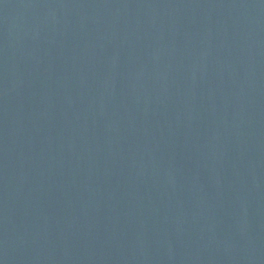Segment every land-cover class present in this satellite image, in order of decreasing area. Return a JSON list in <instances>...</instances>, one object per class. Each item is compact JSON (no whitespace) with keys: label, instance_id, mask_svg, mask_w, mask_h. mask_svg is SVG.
<instances>
[{"label":"water","instance_id":"1","mask_svg":"<svg viewBox=\"0 0 264 264\" xmlns=\"http://www.w3.org/2000/svg\"><path fill=\"white\" fill-rule=\"evenodd\" d=\"M0 264H264V0H0Z\"/></svg>","mask_w":264,"mask_h":264}]
</instances>
